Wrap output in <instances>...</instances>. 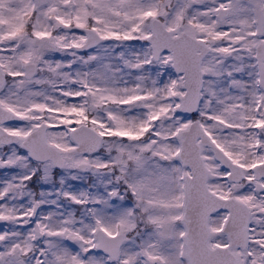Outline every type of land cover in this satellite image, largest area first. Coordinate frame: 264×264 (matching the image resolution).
<instances>
[{
	"label": "snow or ice",
	"instance_id": "6c2138e0",
	"mask_svg": "<svg viewBox=\"0 0 264 264\" xmlns=\"http://www.w3.org/2000/svg\"><path fill=\"white\" fill-rule=\"evenodd\" d=\"M0 264H264V0H0Z\"/></svg>",
	"mask_w": 264,
	"mask_h": 264
}]
</instances>
